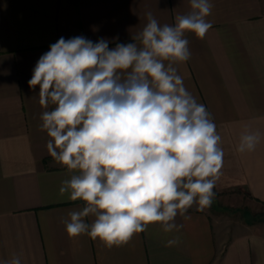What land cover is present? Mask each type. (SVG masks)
I'll return each instance as SVG.
<instances>
[{"label":"crops","instance_id":"1","mask_svg":"<svg viewBox=\"0 0 264 264\" xmlns=\"http://www.w3.org/2000/svg\"><path fill=\"white\" fill-rule=\"evenodd\" d=\"M211 3L212 28L203 39L185 33L191 57L173 66L217 126L224 165L214 191L230 194V205L211 213L194 204L191 219L176 217L178 233L153 224L109 249L66 232L62 221L84 202L59 192L74 173L48 153L50 138L40 130L46 109L39 86L31 89L28 81L60 37L106 38L109 48L131 43L147 12L174 25L190 10L189 0H0V260L15 253L22 264H264V0ZM245 128L259 130L262 139L241 154L236 148ZM175 235L181 243L166 247Z\"/></svg>","mask_w":264,"mask_h":264},{"label":"clouds","instance_id":"2","mask_svg":"<svg viewBox=\"0 0 264 264\" xmlns=\"http://www.w3.org/2000/svg\"><path fill=\"white\" fill-rule=\"evenodd\" d=\"M189 6L174 25L147 12L131 43L109 48L106 38L60 37L37 61L28 84L39 86L46 109L40 130L50 138V156L74 173L59 192L84 202L62 221L70 238L86 234L109 249L121 247L153 224L178 233V215L189 220L194 204L197 211L211 206L224 165L221 136L173 65L191 57L185 33L203 39L212 28L213 4ZM261 139L259 130L245 128L236 151H255ZM180 243L175 235L165 246ZM0 264H22V256Z\"/></svg>","mask_w":264,"mask_h":264},{"label":"rangeland","instance_id":"3","mask_svg":"<svg viewBox=\"0 0 264 264\" xmlns=\"http://www.w3.org/2000/svg\"><path fill=\"white\" fill-rule=\"evenodd\" d=\"M215 192V191H214ZM220 197V198H219ZM230 197V194L228 193H217L215 192V198L211 204L210 207H207L209 208L210 212L211 213H214L215 209H221L223 208L221 205V203H226L227 205H230V201H229V198ZM219 198V199H218ZM226 200V201H225ZM259 209H261L262 207H260L259 205H257ZM223 212V211H222ZM230 212H226L225 214L224 213H221L220 215H222V219L223 218H228L230 216Z\"/></svg>","mask_w":264,"mask_h":264}]
</instances>
